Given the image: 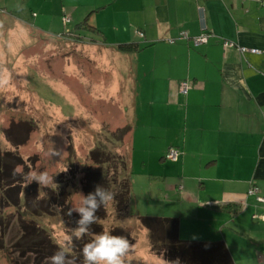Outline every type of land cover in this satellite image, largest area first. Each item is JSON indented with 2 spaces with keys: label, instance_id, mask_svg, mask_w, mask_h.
Listing matches in <instances>:
<instances>
[{
  "label": "crops",
  "instance_id": "1",
  "mask_svg": "<svg viewBox=\"0 0 264 264\" xmlns=\"http://www.w3.org/2000/svg\"><path fill=\"white\" fill-rule=\"evenodd\" d=\"M0 9V22L13 35L11 43L27 45L24 51L31 48L34 35L57 41L41 58L54 51L59 81L64 75L71 78L65 90H70L75 114L124 132L118 142L127 148V169L141 165L138 174L149 176L148 194L155 190L159 198L164 195V209L155 217L177 218L182 240L222 242L234 264H261L260 0H24L22 7ZM84 20L87 27L76 28ZM180 32L212 37L194 47L179 38ZM220 39L260 53L240 55L236 47L224 49ZM122 45L131 48L122 50ZM39 68L49 81L51 70L46 64ZM182 81L190 86L186 95L179 91ZM89 107L98 110L90 112ZM172 147L181 152L176 162L165 159ZM144 148L151 152L154 172L144 171ZM250 185L258 187L257 195H247Z\"/></svg>",
  "mask_w": 264,
  "mask_h": 264
},
{
  "label": "rangeland",
  "instance_id": "2",
  "mask_svg": "<svg viewBox=\"0 0 264 264\" xmlns=\"http://www.w3.org/2000/svg\"><path fill=\"white\" fill-rule=\"evenodd\" d=\"M23 1L0 0V8L22 7ZM24 12L27 14L28 10ZM65 36L69 37L67 34ZM12 40L11 30L4 22H0V152H10L13 157H19L23 161V166L16 168V172L21 173V180L16 187L8 189L11 192H7L11 193L12 198L20 200L18 206L13 207L10 200L5 202L8 194H4L0 187V264H49L48 258L39 261L40 254L29 250L34 243L45 242V238L56 246V250L69 240L71 245V237L75 232L68 228L67 212L57 203L60 200L59 193L62 190L66 196L65 208L79 205V194H84L85 172L99 167L90 159V152L96 150L110 158L109 163L102 166L103 171H109L108 180L112 174L126 175L127 171L131 182L134 180L128 213L117 215L112 202L105 206L107 215L101 222L104 231L108 232L118 226L133 237L134 242L126 257V264H164L165 260L151 252L147 231L140 227L137 220L139 216L155 217L160 214L164 209L165 203L160 202L165 199L164 195L159 198L155 190L148 194L146 185L149 176L138 174L143 169L141 165L135 164L131 171L127 169V148L119 145L120 133L114 132L103 121L94 123L91 118L75 114L76 108L70 106V90H65V87L69 88L71 78L64 75L59 81V69H53L54 51L42 58L40 55L57 41L39 39L34 35L31 48L29 46L30 49L24 51L27 45L16 46L11 43ZM56 62L58 63L57 60ZM42 64H46L51 70H47L46 74L49 81L44 80L40 73L45 71L39 68ZM59 82L62 86L57 85ZM62 88L64 90L59 91ZM80 99L86 101L83 97ZM89 109L90 112L98 110L94 107L87 108ZM100 113L102 112L99 110L98 114ZM30 125L33 126V131L29 139L14 147L13 142L23 140ZM94 125H97L95 129ZM6 130L12 131L14 141L6 138ZM144 150V171L154 172V166L149 162L151 152L147 148ZM34 171L47 172L53 177V184L45 187L38 186L35 182L30 183V174ZM154 181L157 182L155 179ZM30 184L36 186L35 190L28 187ZM27 189L28 193L34 194L30 195L25 206L22 193ZM50 196L58 197L56 201H50ZM70 245L69 260L73 255Z\"/></svg>",
  "mask_w": 264,
  "mask_h": 264
},
{
  "label": "trees",
  "instance_id": "3",
  "mask_svg": "<svg viewBox=\"0 0 264 264\" xmlns=\"http://www.w3.org/2000/svg\"><path fill=\"white\" fill-rule=\"evenodd\" d=\"M87 27V22L84 20L79 23L76 28H84ZM131 47L120 46L122 50H129ZM25 125L27 123H24ZM29 126L28 130L25 133V137L23 140H13L12 131L6 130L5 136L9 140L14 141V147H17L21 144H24L25 141L29 139L30 133L33 131ZM12 130V127L10 126ZM120 138L124 135V132L120 131ZM9 140V141H10ZM98 156L96 157V155ZM90 159L94 161L99 167L94 170H89L85 172L83 178V192L84 195H87L89 192H92L97 185H103L105 188L110 189L115 195V199L112 201L113 208L117 215H124L128 213V207L131 201L130 191V179L128 171L126 175H111L110 180H108L109 171H103L102 166H105L109 163L110 158L108 155L104 153L101 154L97 150L90 152ZM19 166H23V161L19 157H13L10 152H0V187L3 188L4 194L8 196L5 202H9L15 207L20 200L17 197H11V193H7L8 190L16 187L18 182L21 180V173L16 172V168ZM36 188L34 184H30L28 187ZM35 190V189H34ZM19 193H22L19 191ZM23 194V202L24 205L27 206L28 198L33 194L28 193V189ZM64 192L61 190L59 193V205L67 212L68 208H65V198L66 196ZM58 196L49 197L50 201H56ZM3 204H6L3 202ZM8 204V203H7ZM10 204V205H11ZM6 206V205H5ZM18 206V205H17ZM107 212L105 206H103L100 211L97 212V220L91 225L90 230L87 235L83 238H77L75 235L71 237V248L73 250V255L70 260H74L75 264H83V258L81 254V250L83 246L90 242L95 236L99 233L105 232L103 225L101 222L106 218ZM67 226L69 229L73 230L76 227L75 221L79 219L78 214H72L68 216ZM70 220V221H69ZM138 223L141 228L145 229L148 233V241L151 252L161 257L165 261H175L179 260V264H234L227 248L222 242H214V243H203V242H195V241H185L180 239L178 235V220L177 218H161V217H149V216H139L137 217ZM108 232H111L114 235H124L126 236L131 245L134 242L133 237L127 232L125 229L121 227H114L110 229ZM38 234V231H37ZM45 242L39 241L38 243H34L33 247H30L29 250H32L37 255H39V261L42 259L49 258L55 251L56 246L51 243L47 238L44 239ZM46 251H43L45 250ZM55 249V250H54ZM54 250V251H51ZM69 258V257H68Z\"/></svg>",
  "mask_w": 264,
  "mask_h": 264
},
{
  "label": "clouds",
  "instance_id": "4",
  "mask_svg": "<svg viewBox=\"0 0 264 264\" xmlns=\"http://www.w3.org/2000/svg\"><path fill=\"white\" fill-rule=\"evenodd\" d=\"M29 182H35L38 186L53 184V177L47 172L34 171L30 174ZM116 193L103 185H97L92 192L87 195L79 194L80 201L76 207L67 210V215L71 216L76 212L79 219L75 221L74 229L77 238H83L88 234L91 225L97 220V212L103 206L108 205L115 199ZM59 210L63 211L59 206ZM70 240L57 247V250L48 258L49 264H75L74 260L68 258V248ZM131 249L129 239L124 235H114L111 232H102L86 243L82 250L83 264H126V257ZM164 264H179V260L164 261Z\"/></svg>",
  "mask_w": 264,
  "mask_h": 264
},
{
  "label": "built area",
  "instance_id": "5",
  "mask_svg": "<svg viewBox=\"0 0 264 264\" xmlns=\"http://www.w3.org/2000/svg\"><path fill=\"white\" fill-rule=\"evenodd\" d=\"M260 3L262 5H264V0H260ZM202 29H204V25H202ZM138 35L142 37L141 32H139ZM178 36L180 39L190 41L191 45L194 47L207 44L210 37H212L211 34L207 33V32H203L198 36H189L186 32H180ZM219 41H220L221 46L224 49L236 47L238 52L240 53V55H243L245 53H252V54H259L260 53L256 49H247V48L239 47L234 42H231L229 40L220 39ZM168 42L173 43L174 40H168ZM262 74L264 76V72H262ZM189 88H190V86L186 81L180 82V84H179L180 94L186 95ZM180 155H181L180 150L178 148L172 147L167 151V153L165 155V159L168 161H171V162H176L180 158ZM258 193H259V189L257 186H255V185L249 186V188L247 190L248 196L249 195H257ZM258 201H264V199L258 197ZM261 261H262L261 264H264V256H263Z\"/></svg>",
  "mask_w": 264,
  "mask_h": 264
}]
</instances>
